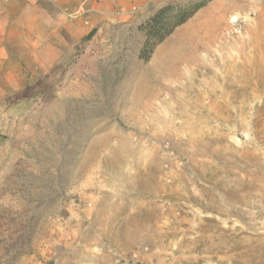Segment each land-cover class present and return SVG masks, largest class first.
<instances>
[{
    "label": "rangeland",
    "instance_id": "obj_1",
    "mask_svg": "<svg viewBox=\"0 0 264 264\" xmlns=\"http://www.w3.org/2000/svg\"><path fill=\"white\" fill-rule=\"evenodd\" d=\"M262 37L264 0H0V264H264Z\"/></svg>",
    "mask_w": 264,
    "mask_h": 264
},
{
    "label": "bare ground",
    "instance_id": "obj_2",
    "mask_svg": "<svg viewBox=\"0 0 264 264\" xmlns=\"http://www.w3.org/2000/svg\"><path fill=\"white\" fill-rule=\"evenodd\" d=\"M160 54V53H159ZM157 60L154 62L155 64H154V67H157V66H159L160 64H162V61H161V59H159L158 57L156 58ZM163 59H165V58H163ZM173 59V58H172ZM172 59H170V60H172ZM165 61V60H164ZM170 62V61H169ZM157 64H159V65H157ZM172 64V63H171ZM167 65H168V62H167ZM169 66V65H168ZM165 68V67H164ZM175 68V67H174ZM163 70V69H162ZM172 70V69H171ZM167 71V70H166ZM176 71V70H175ZM174 72V71H173ZM164 73V72H163ZM167 73H169V72H167ZM171 76V75H170ZM143 93V92H142ZM133 108V107H132Z\"/></svg>",
    "mask_w": 264,
    "mask_h": 264
},
{
    "label": "crops",
    "instance_id": "obj_3",
    "mask_svg": "<svg viewBox=\"0 0 264 264\" xmlns=\"http://www.w3.org/2000/svg\"><path fill=\"white\" fill-rule=\"evenodd\" d=\"M257 42H258V47L259 48H262V47L264 48V37H262V40L261 41H258L257 40Z\"/></svg>",
    "mask_w": 264,
    "mask_h": 264
},
{
    "label": "built area",
    "instance_id": "obj_4",
    "mask_svg": "<svg viewBox=\"0 0 264 264\" xmlns=\"http://www.w3.org/2000/svg\"><path fill=\"white\" fill-rule=\"evenodd\" d=\"M235 23H236V24H238V23H239V21H238V20H235Z\"/></svg>",
    "mask_w": 264,
    "mask_h": 264
}]
</instances>
